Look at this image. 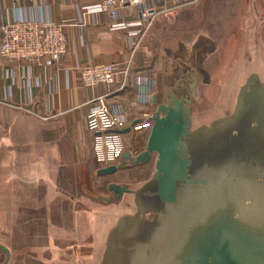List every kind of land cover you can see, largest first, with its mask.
I'll use <instances>...</instances> for the list:
<instances>
[{
    "label": "crops",
    "instance_id": "crops-1",
    "mask_svg": "<svg viewBox=\"0 0 264 264\" xmlns=\"http://www.w3.org/2000/svg\"><path fill=\"white\" fill-rule=\"evenodd\" d=\"M212 1L209 26L203 25L205 14L193 16L181 10L171 15L174 10H166L154 17L149 30L155 34L158 28L165 32L176 27L173 19L185 22L179 25L186 34L179 52L184 55L181 60L195 62L187 65L194 85L199 79L205 81L204 64L217 51L229 54L230 64L240 59L253 66L249 69H264V0ZM98 8V0H0V25L64 22L66 39L65 54L47 68L0 58V246L9 253L5 264H75L72 259L79 257L82 264H90L82 252L94 243L101 249L108 234L107 215L129 209L122 201L135 193L130 184L144 185V190L150 187L142 178L150 162L113 175H97L106 166L94 160L85 118L93 102L102 97L108 111L130 128L122 132L126 153L138 156L150 129L136 126L144 114L153 116V95L162 104L161 88L170 73L166 65L157 68L150 58L145 35L131 54L128 30H111L107 15ZM135 20L128 9L120 11L121 22ZM92 64L113 65L114 84L84 89L79 71ZM124 171L135 178L130 184L116 179ZM110 184L125 187L128 194L115 202ZM93 198L111 202L104 206ZM15 242H20L19 247ZM4 258L0 251V264Z\"/></svg>",
    "mask_w": 264,
    "mask_h": 264
},
{
    "label": "rangeland",
    "instance_id": "rangeland-1",
    "mask_svg": "<svg viewBox=\"0 0 264 264\" xmlns=\"http://www.w3.org/2000/svg\"><path fill=\"white\" fill-rule=\"evenodd\" d=\"M212 2L196 0L192 5L185 4L175 7L176 10L172 8L167 11L174 10L169 13L171 15L181 10L193 16L197 13L205 14V27L211 25ZM191 20L195 23V19ZM171 23L176 27H167L165 32L163 28H158L153 34V30L149 32L150 28L144 36V41L148 38L145 48L157 68L166 65L170 73L167 84L161 88V103H166L169 94L191 100V128L185 149L192 163V175L207 181L208 186L186 197L181 196V204L173 208L159 205L154 199H144V189H141L144 185H131L130 179L134 181L135 178L127 171L120 172L116 179L130 184V191L135 193L122 201L129 209H115L112 217L107 215L109 222L105 223V228L108 234L101 249L94 243L90 249L87 246L82 252L90 264H178L176 261L182 256L188 264L190 253L192 256V252H195L192 243L195 244L196 238L200 239L203 235L209 241L210 237L205 233L214 227L219 229L223 224L225 228L234 230L233 227L239 226V223H234L233 215L236 212L246 214L248 206H252L251 212L256 208L264 212V192H258L264 189V69H249L253 66L242 63L240 59L230 64L229 54L217 51L204 64L205 81L199 79L197 85H194L195 79L188 75L193 72L187 65H195V62L181 60L180 57L184 55L181 56L179 52V43L186 36L184 31L179 30V25L185 22L179 24L173 19ZM191 93H194L193 97ZM142 119L143 122L136 129L144 128L141 126L146 121ZM126 129L130 131L129 127L122 130L119 133L121 139ZM194 135L193 142L191 137ZM122 146L124 154L127 151L123 139ZM121 158L116 164L106 167L117 166ZM152 160L146 176L142 178L148 180V190L154 192V181L150 175L153 172ZM101 186L105 189V183ZM136 191H140V194ZM234 200L239 208L232 206ZM239 231H234L235 236L239 234L244 239L260 240L252 231ZM176 241H179L177 245ZM179 243L184 252L182 254H178ZM15 245L19 247L20 242H15ZM202 247L196 249L197 256L211 250L207 248L201 251ZM166 250L171 252L165 256ZM76 260L75 264L83 263V258H73L72 262Z\"/></svg>",
    "mask_w": 264,
    "mask_h": 264
},
{
    "label": "built area",
    "instance_id": "built-area-1",
    "mask_svg": "<svg viewBox=\"0 0 264 264\" xmlns=\"http://www.w3.org/2000/svg\"><path fill=\"white\" fill-rule=\"evenodd\" d=\"M99 12L105 13L109 27L113 31H127L130 39L131 54L138 48L142 37L150 29L154 17L185 4H194L196 0H98ZM160 7L155 9L151 3ZM150 3V4H149ZM128 9L136 20L130 23L120 21V11ZM64 22L42 23L13 21L0 25V58L13 62H26L32 66L47 68L58 62L66 52V39L63 33ZM132 28L131 30H129ZM126 69L123 76H126ZM115 68L111 64H92L79 71L84 89L98 86L110 87L114 84ZM92 109L86 115L85 126L92 135V151L96 164L108 166L116 164L123 152L121 135L127 124L113 116L97 98ZM151 117L144 114L146 129H150ZM138 128V127H136Z\"/></svg>",
    "mask_w": 264,
    "mask_h": 264
},
{
    "label": "water",
    "instance_id": "water-1",
    "mask_svg": "<svg viewBox=\"0 0 264 264\" xmlns=\"http://www.w3.org/2000/svg\"><path fill=\"white\" fill-rule=\"evenodd\" d=\"M169 95L165 104H157L156 96L151 97L154 111L144 151L136 157L124 153L120 164L102 168L97 175H113L132 166H144L153 158L154 195L159 202L173 205L177 202V184H198L201 181L189 178L191 161L185 149V141L191 128L189 110L191 100ZM190 96L193 97L194 93ZM127 132L126 130L124 133ZM109 189L115 202L119 201L124 193L128 194L125 187L112 185ZM92 200L104 206L111 202L94 198ZM219 227V229L214 227L208 233L209 241L213 245L210 252L206 253L203 264H264V241L244 239L239 234L235 236L236 232L225 228V224ZM0 251L5 256V264L9 253L2 246Z\"/></svg>",
    "mask_w": 264,
    "mask_h": 264
},
{
    "label": "flooded vegetation",
    "instance_id": "flooded-vegetation-1",
    "mask_svg": "<svg viewBox=\"0 0 264 264\" xmlns=\"http://www.w3.org/2000/svg\"><path fill=\"white\" fill-rule=\"evenodd\" d=\"M195 136L196 135H194V136L191 137V139H192L193 142L195 140ZM189 174H190V177L189 178L191 180L201 181V183H198V184H195V183H189V184L180 183V184H177V190H176V192H177V202L175 204H173V205H171V204H163V203L159 202V200L157 199V197L154 195L155 189H154V192H151L148 189L147 190H143L142 191L143 192L142 197H144V199H154V200H156V202L159 205H162V206H171L173 208L178 207V205L181 204V200H180L181 196L186 197L187 194H190L192 192H198L199 190H203L204 188H207V186H208V182L207 181H204V180H201V179H197L196 177H194L192 175L191 165L189 167ZM258 192H264V189L261 190V191L258 190ZM258 197H260V196L258 195ZM234 202H235V200L233 201V203ZM231 204H232V201H231ZM232 206L239 208V205L237 203L232 204ZM248 207L249 208H248L246 214L245 213H244V215L243 214H239V213L237 214V212H236L233 215V218L235 219L234 223H239V226L242 225L243 226V229L240 228L238 225L233 227L234 230L232 228L231 229L233 231H235L236 229H240L239 233H241L243 231H246V230L252 231V232H254L253 233L254 235H256L260 239L264 240V212H263V210L260 211L259 208H256V210H254V212L253 211L251 212L250 208H252V206H248ZM259 207H261V206H259ZM142 212H145V211L143 210ZM217 224H220V223H217ZM205 235H209L208 232L205 233ZM204 238L205 237L202 235L200 237V239L196 238L195 244H194V242L192 243L193 244V247L195 249L194 250L195 252H192V256H191V253H190V256H189L190 258L188 259L189 260L188 261V264H203L206 254L197 256L196 255V249H199L200 246H203L202 249H201V251L202 250H207V248H208V250L211 249V242L210 241H206ZM178 242L179 241H176V244L175 245H177ZM181 246L182 245L179 243V248L177 247L178 254L179 253H181V254L184 253V252H182ZM186 247H187V245H186ZM183 251H186V249H184ZM170 252H171L170 250H166L165 253H164V255L166 256ZM182 257H180V258L177 259L176 262H178V264H186L183 261Z\"/></svg>",
    "mask_w": 264,
    "mask_h": 264
}]
</instances>
